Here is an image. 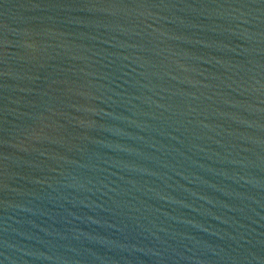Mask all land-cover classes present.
Returning <instances> with one entry per match:
<instances>
[{"label": "water", "instance_id": "1", "mask_svg": "<svg viewBox=\"0 0 264 264\" xmlns=\"http://www.w3.org/2000/svg\"><path fill=\"white\" fill-rule=\"evenodd\" d=\"M0 264H264V0H0Z\"/></svg>", "mask_w": 264, "mask_h": 264}]
</instances>
